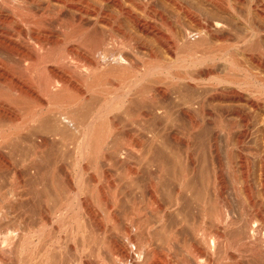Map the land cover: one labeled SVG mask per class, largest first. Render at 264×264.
Listing matches in <instances>:
<instances>
[{"label": "bare ground", "instance_id": "bare-ground-1", "mask_svg": "<svg viewBox=\"0 0 264 264\" xmlns=\"http://www.w3.org/2000/svg\"><path fill=\"white\" fill-rule=\"evenodd\" d=\"M181 1L0 0V193L9 194L13 204H18L6 212L1 210L0 231L13 218L16 226L18 221L26 224L24 232L32 243L48 228H43L44 220L51 218L48 201L56 205L62 195L81 192L89 185L90 175L99 171L107 180L106 217H100L92 206L93 220L80 227L74 218L78 229L69 232L67 241L52 233L55 238L42 246L40 256L34 248L38 249L41 239L32 243L37 246L30 250L29 264H37L38 257V264H82L81 254L86 250L98 251L86 264H108L103 259L105 253L99 252L102 247L117 264H221L219 252L225 264H264V155L252 153L259 169L256 195L249 152L243 148L251 136L248 112L226 107L238 119L226 120L229 111L222 107L223 113L217 110L213 114L215 109L209 108L208 98L201 96L194 101L196 106L189 103L179 109L184 110L180 116L187 120V127L177 120L178 128L186 130L182 138L180 129V135L172 136V143L168 132L157 131L161 118L168 122L171 116L166 105L170 87H163L165 80H170V61L166 58L159 63L158 57V48L170 57V50L177 47L170 43V4L199 28L198 35L216 33L221 41H233V24L211 21L210 16L204 20L196 12L199 9H190ZM206 1L214 14H226L231 19L244 14L236 6L243 0ZM249 1L255 11L264 14L263 0ZM179 26L183 30L186 25ZM183 31L190 39L192 32ZM234 56L228 57L231 69ZM199 73L204 77L205 71ZM190 81L198 85L196 77ZM224 81L232 83L226 78ZM219 95L215 93L210 101ZM224 97L242 99L237 93ZM247 104L251 110L259 107L258 101L248 100ZM238 124L241 130L236 134ZM223 133L225 147L220 143ZM233 133L236 136L231 144ZM237 164L244 188L242 193L234 188L235 201L230 202L223 194L228 180L236 183ZM119 170L125 177L121 197L116 192L119 184L113 179ZM141 205L150 212L147 219ZM35 224L44 230L34 229ZM8 230L1 233L4 245L13 239L12 230ZM73 233L81 236L80 248L86 249L78 255L79 260L73 257L77 246Z\"/></svg>", "mask_w": 264, "mask_h": 264}, {"label": "rangeland", "instance_id": "rangeland-1", "mask_svg": "<svg viewBox=\"0 0 264 264\" xmlns=\"http://www.w3.org/2000/svg\"><path fill=\"white\" fill-rule=\"evenodd\" d=\"M184 1V2H183ZM182 0L181 2L187 4L189 7L191 6L190 9L195 8V9H199L200 11H196L194 9V11L196 12H199L201 13V16H203L202 18L205 20L204 16L207 18L208 16H210V18L208 17V19L211 21H222V23H231V25L233 26V31L230 33L231 34V38L233 41H231L232 43H229L228 41H221L220 38H218V35L216 33H212L211 35L210 34H200L198 35L199 33V28L196 27L192 22L190 23V21L188 19L185 18L184 15H182L179 11H177L174 7H172V5L170 4V24L171 26L173 25V31H170V43L171 44H175L177 47L174 51L170 50V57H166L163 55V52L160 48H158V57L161 58L159 59V63H163L164 60H166V58L170 61V80L169 81H166L165 80V84H163V87H167L170 89V101L167 100V99H164L165 102L167 103L168 101V104H166L169 108H170V121L166 122L165 119L161 118V120L159 122V125H158V132L159 133H164V134H167L168 132V135L170 136V142L172 143V139L174 136V134L178 133L177 129H180L178 128L179 127V123H184V124H180L184 127H187V120L182 117V112L184 110H179V109H185V106L186 104L188 105L189 103H195L198 102L200 100V97L202 96L203 97H206V99L208 100L207 101V104L209 106V108L211 109V111H213V114H215L214 112H218L220 113V110H221V113H223V111L226 109V113L225 114V119L229 118L228 120H238L237 119V116L235 113H232L230 110H228L227 108L231 109L234 107H238L240 109H242L243 111L245 112H248L247 114L250 116V119H251V122L249 124V130H250V133H251V136L249 138V140L247 141V143H245L246 145L243 146V148H245L244 150L246 151L245 153L247 154L249 152V155L247 154V156L249 157L250 159V163H251V168H252V176H251V182H252V186L254 188V193H257L259 194V189L260 188V183H259V169H257L258 167V159L256 156H253V152H255V154H258L259 155L263 154L264 155V14L263 13H260V11L258 12V10L255 11V7L253 6L254 4H252L249 0H243L242 2H237L236 3V6H238L239 10H243L244 14H242L243 16H240L238 17H234L233 19H231L229 16H227L226 14H220L219 13H215L214 14V11L212 10V8L210 7L209 3L205 0ZM204 1V2H203ZM202 2V3H201ZM249 2V3H248ZM264 2V0H263ZM161 6V5H159ZM200 7V8H199ZM252 7V9L250 10V8ZM254 7V8H253ZM162 8V7H161ZM241 8V9H240ZM248 8V9H247ZM206 9V11H205ZM211 10H212V13H211ZM248 13H247V11ZM250 11V12H249ZM241 12V13H243ZM177 13V15H176ZM205 13V14H204ZM210 13V14H209ZM208 14V15H207ZM263 14V15H262ZM184 16V17H183ZM180 17V18H179ZM177 18V19H176ZM179 18V19H178ZM226 18V19H225ZM239 18V19H238ZM244 18V19H243ZM186 19V20H185ZM206 19V20H208ZM229 19H231L229 21ZM179 20V21H178ZM208 20V21H209ZM246 20V21H245ZM178 21V22H177ZM185 21V22H184ZM251 21V22H250ZM174 22V23H173ZM180 22V23H179ZM187 22V23H186ZM233 22V23H232ZM184 23V24H183ZM252 23V24H251ZM255 23V24H254ZM258 23V24H256ZM182 25V27H184L185 25V29L183 30H186L187 29V32L189 31L192 32L190 33V39L186 38V33L185 31L182 30V28L179 26V25ZM235 24V25H234ZM242 24V26H241ZM246 25V26H244ZM254 26L256 25V27L258 28V30H255L252 28H250V26ZM236 26V27H235ZM249 26V27H248ZM248 27V28H246ZM198 28V29H197ZM235 28V29H234ZM177 29V30H176ZM190 29V30H188ZM193 31H192V30ZM249 29V30H248ZM175 30V31H174ZM251 30V31H250ZM261 30V31H260ZM254 31V32H253ZM182 32V33H181ZM184 32V33H183ZM252 32V33H251ZM257 32V33H256ZM197 33V34H196ZM250 33V34H249ZM217 35V36H216ZM199 36V37H198ZM201 36V37H200ZM208 36V37H207ZM210 37V38H209ZM245 37V38H244ZM193 38V39H192ZM196 38V39H195ZM201 38V39H200ZM219 39V40H218ZM193 42H192V41ZM204 41V42H203ZM213 41V42H212ZM179 42V43H178ZM202 42V43H201ZM208 42V43H206ZM211 42V43H210ZM234 42V43H233ZM200 45H199V44ZM224 43V44H223ZM228 43V44H227ZM193 44V45H192ZM208 44V45H206ZM232 44V47H230ZM192 45V46H191ZM224 45V46H223ZM227 45V46H226ZM171 46V45H170ZM182 46V48H181ZM190 47V48H189ZM171 48V47H170ZM179 48V49H178ZM184 48V49H183ZM192 48V50H191ZM225 48V49H224ZM186 49V50H185ZM227 49V50H226ZM160 50V51H159ZM191 52H190V51ZM226 52H225V51ZM194 51V52H193ZM228 51V52H227ZM175 53V54H174ZM233 53V54H232ZM190 54V56H189ZM228 54V55H227ZM184 55V56H182ZM194 55V56H192ZM198 57H196V56ZM222 55V56H221ZM230 55H235L233 59L234 60V67L233 69H231V67H229V63H228V57ZM163 56V57H162ZM189 56V58H188ZM211 56V57H210ZM165 57V58H164ZM179 57V58H177ZM182 57V58H181ZM192 57V58H190ZM208 57V58H206ZM170 58V59H169ZM184 58V59H183ZM195 58V59H194ZM204 58V59H203ZM211 58V59H210ZM214 58V59H213ZM230 58V57H229ZM183 59V60H182ZM188 59V60H187ZM191 59V60H190ZM194 59V60H193ZM199 59V61H198ZM163 60V61H162ZM177 60V61H176ZM182 60V61H181ZM203 60V61H202ZM205 60V61H204ZM216 61V62H215ZM178 62V63H176ZM181 64H180V63ZM191 62L194 64V62H197L198 64L196 65H193L191 64ZM202 63V64H201ZM177 64V65H176ZM180 65V66H179ZM183 65V66H182ZM212 65V67H210ZM176 66V67H175ZM142 67V66H140ZM139 67V68H140ZM182 67V68H181ZM188 67V68H187ZM187 68V69H186ZM190 68V69H189ZM202 68V69H201ZM231 69V70H230ZM193 70V71H192ZM205 71V75L204 77L200 75L199 72L201 71ZM214 70V71H213ZM188 71V72H187ZM185 73V74H184ZM193 73V74H192ZM184 74V75H183ZM212 74V75H211ZM179 77L183 78L182 80H178ZM192 77H196L198 81H200V83H198V81L196 82L198 85H194L195 83L193 82H189L190 78ZM213 77H215L213 79ZM219 79H217V78ZM230 77V78H229ZM159 78H162V77H159ZM189 78V79H188ZM225 78L228 80V81H232V83H225ZM187 79V80H186ZM224 79V80H223ZM211 80V81H210ZM217 80V81H216ZM220 80H223L222 82ZM206 81V82H205ZM230 81V82H231ZM170 82V83H169ZM184 82V83H182ZM189 82V83H188ZM238 82V83H237ZM241 82V83H240ZM179 83V84H178ZM181 84H185L184 85H181ZM160 85V83L158 84ZM165 85V86H164ZM206 85V86H205ZM234 85V86H233ZM236 85V86H235ZM247 85V87L245 86ZM161 86H162V83H161ZM159 86V87H161ZM181 88H179V87ZM199 86V87H198ZM174 87V88H173ZM184 87V88H183ZM198 87V88H197ZM188 88V89H186ZM196 88V89H195ZM205 90H204V89ZM181 89V90H180ZM203 89V90H202ZM178 90V91H177ZM189 90V91H188ZM192 90V91H191ZM196 90V91H195ZM211 90V91H210ZM216 90V91H215ZM235 90V91H234ZM181 91V92H179ZM198 91V92H197ZM229 91V92H228ZM174 92V93H173ZM178 92V93H176ZM185 93V94H184ZM203 93V94H202ZM206 93V94H205ZM215 93L216 94H222L221 96L219 95V98L215 101H210V98L212 97V95L215 96ZM231 93H237V95H242V99L239 100V99H232V98H227V97H224L226 96L227 94H231ZM177 94H180V97L178 95V98L177 97ZM201 94V95H200ZM195 95V96H194ZM206 95V96H204ZM173 96V97H172ZM191 96V97H190ZM213 96V97H214ZM184 97V98H183ZM194 97V98H193ZM197 97V98H196ZM224 97V98H223ZM244 97V98H243ZM190 98V100H189ZM193 98V99H192ZM249 98V99H248ZM188 99V101H187ZM198 101H197V100ZM221 99V100H219ZM225 99V100H224ZM244 99V100H243ZM177 100V101H176ZM187 102H186V101ZM231 100V101H230ZM235 100V101H233ZM246 100V101H245ZM248 100H253V101H258L259 103V107L258 109H255V110H251L247 104V101ZM182 103H181V102ZM192 101V102H190ZM211 102V103H210ZM170 103V104H169ZM185 103V104H184ZM194 103V105L196 106V104ZM213 106H210V104ZM221 103V104H220ZM230 103V104H229ZM233 103V104H232ZM181 104V105H180ZM185 105V106H184ZM193 105V106H194ZM215 105V106H214ZM221 105V106H220ZM232 105V106H231ZM236 105V106H235ZM182 106V107H181ZM219 106V107H218ZM229 106V107H228ZM180 107V108H179ZM217 107V109H216ZM224 107V108H222ZM227 107V108H226ZM231 107V108H230ZM212 108H214L212 110ZM220 108V109H218ZM250 111V112H249ZM178 112V113H177ZM217 112V113H218ZM175 113V114H174ZM182 115V116H180ZM199 116V114H197ZM174 116V117H173ZM229 116V117H228ZM234 116V117H233ZM172 117V118H171ZM178 117V118H177ZM175 118V119H173ZM180 118V119H179ZM201 118V117H200ZM234 118V119H233ZM182 119V120H181ZM226 119V120H227ZM163 120H164V123H163ZM177 120H179L177 123ZM202 119H200L199 121H201ZM181 121V122H180ZM172 122V124L170 123ZM174 122V123H173ZM178 126H176V124ZM162 124V125H161ZM171 124V125H170ZM239 125V124H238ZM237 125V126H238ZM241 125V124H240ZM240 125L236 128V130L234 131V133L238 134V132L241 130ZM165 126V127H164ZM173 126V127H172ZM164 127V128H163ZM170 127V128H169ZM223 127V126H221ZM173 128V129H172ZM224 128V127H223ZM239 128V129H238ZM167 129V130H166ZM162 130V131H161ZM164 130V131H163ZM172 130V132H171ZM183 131V132H181ZM238 131V132H237ZM184 132H186V130L184 129H180L179 133L183 134ZM178 133V134H179ZM232 134L233 136L232 139H230V143L232 144V142L234 143V140H235V136L236 134ZM179 134V135H180ZM181 134V135H182ZM173 136V137H172ZM224 136V133L222 134L221 136V140H220V143L222 142L223 144L226 142V138L223 137ZM180 138L183 137L182 136H179ZM230 137V138H231ZM160 138V137H159ZM223 139V140H222ZM183 140V139H181ZM225 140V141H224ZM158 141H162V139H159ZM160 144V143H158ZM221 144V146H226L225 144L223 145ZM248 151V152H247ZM257 152V153H256ZM262 155V157H263ZM238 160L236 159V163ZM257 165V166H256ZM238 168V169H237ZM236 180L235 182L236 183H232L230 180V177L228 180V189H226V193H224L223 197L226 198L227 201H230V202H233L235 200H233L234 196H233V189H238L240 191H243L242 189L244 188V184H243V177L242 174L240 173V169H239V166L238 164L236 165ZM113 173V172H112ZM239 173V174H238ZM98 174V175H97ZM97 174H93V175H90L92 177H89V185L84 187L83 190L81 192H78V193H73V194H65L62 195V199L61 202H59L58 204V201L55 205L54 204H50L49 202H52V201H48L49 203V206H48V203H47V209H48V212H51L50 214V220H44L46 222H44V227L43 226H40L38 224H35L34 225V229L36 230H39L38 228L40 227V230H44L42 231L44 234V236L42 235V232H41V236H40V239H41V242H38L40 241V239H37V238H34L32 240V243L34 244H37L36 242H38V244L40 245H32V243L30 242V240L27 238V236L25 235L27 230H26V224L24 225L23 222H20L18 221V224L16 226V220L14 221V219L12 218L10 220V225L7 224V225H2V231H0V234L3 233V231L5 230H8V229H11V230H8L10 231L11 233V236L13 235V237H11V239L13 238L12 240H10L11 242H9L8 244H2V238L4 237L3 235L4 234H1L0 235V259H1V262L3 264H29V261H27L28 259V255L31 251H33V248L35 246H37L38 249H35L34 248V251H36V253H38V255L40 256L41 252H43L44 250V246L49 243V238H55V235L56 234L58 238H62V241H67L66 238L67 236L71 233L72 229L74 230H77L78 229V223H79V226L81 227L82 223L85 225L88 223V221L93 220V218L91 217L92 216V210H93V207L94 209L97 211L98 210V213L100 214V217L102 216V218H105L106 216V211H107V207H108V201L106 198H108V196H106L108 194V190L105 189L106 185H107V181L106 178H104L103 176L100 175V171L99 173ZM114 177L116 178H113L115 179V182L117 184H119V187L120 189H117L119 191H116L117 192V195L121 197V189H123L124 187V176L123 173H121V171L119 170L117 173H113ZM118 174V175H117ZM120 174V175H119ZM258 176V177H257ZM98 177V178H97ZM121 177H123V180H121ZM237 177H238V180H237ZM94 178V179H93ZM120 179V180H119ZM97 180V181H96ZM104 181V182H103ZM119 181H121V184L119 183ZM99 182V183H98ZM112 182V180H111ZM230 182V183H229ZM258 182V183H257ZM94 183V184H93ZM101 184V185H100ZM117 184V185H118ZM123 184V185H122ZM102 186V187H101ZM122 186V187H121ZM96 187V188H95ZM106 190V193L105 191L103 190ZM107 188V187H106ZM231 189V190H230ZM90 190V192H89ZM102 190H103V193H105V195L102 193ZM121 190V191H120ZM96 191V192H95ZM99 191V192H98ZM240 191V192H241ZM98 193H100L98 195ZM229 193V194H228ZM242 193V192H241ZM90 194V195H89ZM7 195L9 196V194L7 193H3L2 192L0 193V215H1V210L3 209L4 212H6L9 207L12 205L14 206L13 208H17V205L10 200V197H7ZM8 198V201L7 199L5 198ZM70 196V197H69ZM65 197V198H64ZM3 198H5V201L2 200ZM71 200L72 202H69L68 199ZM74 200H73V199ZM100 198V200H99ZM93 199V200H92ZM104 199V200H103ZM2 201V202H1ZM93 201V202H92ZM107 201V202H106ZM67 203V204H64V203ZM87 202V203H86ZM99 202V203H97ZM102 202V203H101ZM10 203V204H9ZM60 203H62L60 205ZM2 204V205H1ZM94 204V205H93ZM96 204V205H95ZM235 205V202L233 203ZM5 207H4V206ZM8 205V206H7ZM102 207H101V206ZM63 206V207H62ZM93 206V207H92ZM3 207V208H2ZM54 207V209H52ZM58 209H57V208ZM69 207V208H68ZM91 207V208H90ZM144 207V209L142 208ZM6 208V209H5ZM61 208V209H60ZM64 208V209H62ZM72 208V209H71ZM100 208V209H99ZM92 209V210H90ZM140 209L141 211L143 212V214L146 216L145 219L148 218V216H150V212L149 210L145 207V205H141L140 206ZM146 209V210H145ZM2 210V212H3ZM56 210V211H55ZM17 211V209H16ZM65 211V216L64 215V212ZM71 211V212H70ZM61 212V213H59ZM68 212V213H67ZM74 212V213H73ZM73 213V214H72ZM62 214V216H60ZM69 215V216H68ZM55 216V217H54ZM76 216V217H75ZM78 216V217H77ZM89 216V217H88ZM69 217V218H68ZM72 217V218H71ZM91 217V218H90ZM1 218H2V215H1ZM0 218V219H1ZM65 220H64V219ZM74 218H76L75 220L78 222H76L74 220ZM78 218V219H77ZM72 219V220H70ZM11 221H13L11 223ZM51 221V223H50ZM65 221V222H63ZM74 221V222H73ZM86 221V222H85ZM0 222H3V221H0ZM14 223V224H13ZM19 223H22L24 226H20L21 224ZM66 223V224H65ZM2 224V223H1ZM0 224V225H1ZM57 224V225H56ZM71 224V225H69ZM75 224V225H74ZM13 225V226H12ZM65 225V226H64ZM83 225V226H84ZM5 226V227H4ZM61 226V227H60ZM72 226V227H71ZM75 226V227H74ZM6 227L8 229H6ZM16 227V228H15ZM44 229H43V228ZM74 227V228H73ZM1 228V226H0ZM24 228L26 230V232H24ZM65 228V229H64ZM4 229V230H3ZM15 229V230H14ZM19 229V230H18ZM23 229V230H22ZM18 230V231H17ZM47 230V231H46ZM58 230V231H57ZM73 230V231H74ZM17 231V232H16ZM21 231V232H19ZM15 232V233H14ZM19 232V233H18ZM59 232V233H57ZM70 232V233H69ZM16 233H18V235H16ZM22 233V234H21ZM54 233V234H52ZM75 234V233H73ZM21 235V236H20ZM25 235V236H24ZM47 235V236H46ZM51 235V236H50ZM53 235V236H52ZM61 236V237H60ZM17 237V239L15 238ZM19 237H20V240H19ZM23 237V238H22ZM48 237V238H47ZM65 237V238H64ZM77 237V238H76ZM80 237V238H79ZM23 239V240H22ZM25 239V240H24ZM28 239V241H27ZM75 239V243L77 246H75V243L74 241L72 242L71 241V244L73 243V245L75 246V251L76 253H73V257L77 260H79L78 258V255L81 254L83 250H86L85 248H80L82 245H80L82 242L81 240V236H79V234H75V236L73 237V240ZM38 240V241H37ZM45 240V241H44ZM48 240V242H47ZM79 240V241H78ZM13 241V242H12ZM18 241V242H17ZM43 241V242H42ZM46 242V243H45ZM16 243V244H15ZM21 243V244H19ZM10 244H11V248H10ZM13 244V246H12ZM27 244V245H26ZM44 244V245H43ZM101 244V242H100ZM99 244V245H100ZM9 245V246H8ZM21 245V246H20ZM23 245V246H22ZM80 245V246H79ZM26 248H25V247ZM31 246V247H30ZM43 246V247H42ZM1 247H4V249H2ZM11 251H9L10 249ZM14 247V248H13ZM17 247V248H16ZM42 247V248H40ZM102 247V245L100 246ZM13 248V250H12ZM80 250H79V249ZM2 249V250H1ZM6 249V250H5ZM17 249V250H16ZM77 249V250H76ZM83 249V250H82ZM102 250H100L99 252L100 253H105L104 255V258L103 259H107L106 261L108 262V264H115L116 262L113 261L112 258L110 257H107V253L105 252V250L102 248H100ZM4 250V251H3ZM15 250V251H14ZM20 250V251H19ZM31 250V251H30ZM38 250V252H37ZM6 251V252H5ZM8 251V252H7ZM80 251V253H78ZM89 251V252H87ZM97 251V250H96ZM95 250L94 251H90V250H86V251H83L84 253L81 254V257H82V264H86L87 261H89V259L92 261L94 260V254L95 253H98V251L96 252ZM2 252V253H1ZM6 256H5V254ZM17 252V253H16ZM89 253L87 255V253ZM93 252V253H92ZM13 253V254H11ZM15 253V254H14ZM23 253H26V254H23ZM40 253V254H39ZM223 253V252H222ZM4 254V255H3ZM10 254H11V262L9 260L10 258ZM22 255V256H19V255ZM86 254V255H85ZM219 254V259L218 261H221L220 263L221 264H225L226 261L224 260V258L222 257L223 254H221L220 252L218 253ZM4 256L3 258V261H2V257L1 256ZM27 255V257H25ZM77 255V257H76ZM86 257H85V256ZM92 259L90 258L91 256ZM97 255V254H96ZM95 255V256H96ZM9 256V257H8ZM37 256V254H36ZM80 256V255H79ZM88 256V257H87ZM187 256V255H185ZM85 257V258H84ZM8 258V259H7ZM26 260H25V259ZM39 258V257H38ZM37 258V264H38V259ZM89 258V259H88ZM186 258V257H185ZM7 259V261H6ZM13 259V260H12ZM17 259V260H16ZM74 259V260H75ZM84 259V260H83ZM88 259V260H87ZM112 259V260H111ZM5 260V261H4ZM16 260V261H15ZM75 260V261H77ZM187 260H188V257H187ZM191 260V258L189 259ZM191 263V261H189ZM26 263H25V262ZM16 262V263H15ZM21 262V263H20ZM71 263V262H70ZM78 263V261H77ZM1 264V263H0ZM117 264V263H116Z\"/></svg>", "mask_w": 264, "mask_h": 264}]
</instances>
